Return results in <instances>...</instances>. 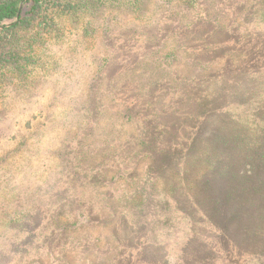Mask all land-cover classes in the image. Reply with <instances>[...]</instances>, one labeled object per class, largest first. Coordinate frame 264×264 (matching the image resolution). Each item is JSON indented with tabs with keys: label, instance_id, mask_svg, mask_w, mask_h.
Instances as JSON below:
<instances>
[{
	"label": "trees",
	"instance_id": "1",
	"mask_svg": "<svg viewBox=\"0 0 264 264\" xmlns=\"http://www.w3.org/2000/svg\"><path fill=\"white\" fill-rule=\"evenodd\" d=\"M113 1L121 0H0L2 92L11 89L17 94L22 85L33 82L35 68L44 59V41L71 42L76 36L74 40L82 37L86 45L100 43L105 29L99 32L92 20L88 22L87 15L105 11ZM204 24L212 22L203 20L201 25ZM204 28L208 30L202 38L191 42L192 36L187 35L188 41L179 40L162 59L171 67L166 75L171 77L169 81H178L183 74L176 63L187 64L189 59L194 66L189 63L193 68L188 80L200 77L213 86L212 93L205 85V90H199L201 94H191L201 110L188 106L171 109L174 99L189 96L190 92L165 80L158 82L159 78L151 83L163 96L165 109L157 111L150 86L144 92L138 90L128 74L131 52L127 48L104 54L106 57L99 52L85 56L82 50L70 55L71 61L87 59L85 63L91 65L88 79L92 78L95 85L89 86L86 96L67 99L68 112L74 106L76 114L70 112L63 119L54 96L49 100L53 108L50 113L43 112L44 106L48 107L45 102L37 117L28 118L27 126L16 128L14 139L26 127L31 135L43 130L36 140L32 137L31 147L26 148L28 139L23 134L13 148L27 149L26 157L31 152L26 168L32 165L33 157H38L37 170L47 175L43 173L37 181L21 176L16 190L0 191V212L9 211V216H0V241L5 238L0 260L6 259L5 264H164L157 257L168 239L158 236L157 226L165 217L153 210L156 204L152 192L139 196V204L134 205L132 185L140 175L136 171L139 166L148 180L158 176L160 183L169 188L172 212L190 230L181 250L183 262L178 264H233L232 256L248 252L264 256V251L248 246L253 245L243 235L248 226H242L244 216L248 215L250 225L260 220L255 216V195L249 188L264 168V147L258 160L241 157L240 148L250 146L252 139L246 140L240 130H227L233 125L251 126L227 113L236 105L250 103L256 94L249 96L250 92H246V99L236 96L237 89L246 86L245 81H264V33L227 32L223 38L217 29ZM121 32L127 40L129 37ZM182 42L192 45L188 52L183 50ZM188 55L193 56L187 58ZM56 59L59 62L60 56ZM122 69L124 78L116 87V72ZM242 74L244 81L240 80ZM100 84H107L106 88L115 86L110 99L91 96ZM24 87L29 89L28 85ZM27 97L0 96L2 119L8 118L14 103L17 107L28 101ZM255 100L251 127L264 131V99L257 96ZM108 118L112 122L105 123ZM120 147L124 149L122 153L110 158L112 151ZM118 180L119 191L113 189ZM136 185L143 188L140 183Z\"/></svg>",
	"mask_w": 264,
	"mask_h": 264
},
{
	"label": "rangeland",
	"instance_id": "2",
	"mask_svg": "<svg viewBox=\"0 0 264 264\" xmlns=\"http://www.w3.org/2000/svg\"><path fill=\"white\" fill-rule=\"evenodd\" d=\"M87 20L88 22L92 20L94 27L98 29L99 32H104L103 29H105V36L100 43L93 42L90 45H86V41L82 37L78 40H74L77 39L76 36L72 38L71 42L50 43L44 41V59L38 62L39 66L35 68V73L32 77L33 82L26 81L28 84L22 85L21 89L17 91V94L11 89L7 93L2 92L3 89L0 88V96H29L25 98V100L28 101L20 102L17 107L16 103H14V106L11 108L10 117L8 116L5 120L2 119L4 115L3 112H0V191L10 192L11 190H16V183L21 176H24L23 178L26 179L30 178L33 179V181H37L41 179L43 173L44 176L47 175L46 172L37 170L38 164L36 161L38 157H33L32 165L26 168V162L31 157V152H28V157H26L25 153L27 149L15 150L13 148L18 143L19 137L23 134L26 135L25 137L28 139L26 148L31 147L34 144L31 142L32 137H35L36 140L39 133L43 130L38 129L34 135H31L29 134L30 129H27L29 127H26L21 132L22 134H16V138L14 139L16 128L27 126L28 118L33 116L37 117L39 112H42L43 107L41 106L45 102L48 107L46 108V106H44L45 109H43V112L49 110L48 113H50L53 108L49 107L52 103V101L49 102V100L53 99L54 96H57L55 100L59 102L58 109L63 112V119L70 112L73 113L74 111L76 114L77 107L74 106L71 107L68 112L70 104L67 99L73 96H86L89 91V86L95 85V81L91 82L93 80L92 78L88 79L90 77L89 71H91V65L90 63H85L87 59L71 61V59H69L71 54L78 53L82 50L85 56L86 54L90 55L93 52H99L103 54V57H106L104 54H109L111 51H115L122 47L127 48V50L131 52V66L128 74H131V79L138 85V90L142 89V92H144L146 87L150 86L149 94L157 111L165 109L163 105V96L155 91L157 90V85L153 84L152 86L151 83L158 81L159 78L162 79L158 82L165 80V83L168 81L177 88L179 87L190 92L189 96H181L184 99H174L171 104V109L184 106L183 108H179L183 110L188 106V109L201 110V107L194 104L192 100L196 94H201L199 90H205V85H207V89L210 90V93L213 92V86H209L205 79L200 77L196 81L188 80L193 68L189 66V63H192L189 59L185 62L187 64H182L181 61L176 63L177 70L183 73L182 76L187 74V77L181 76L178 81H169L171 77L166 75L170 72L169 69H171V67H167L163 64L165 62L162 63V59L165 57L168 50L173 48L175 43L178 44L179 40L188 41L187 35L192 36L189 39L191 42H194L197 38H202L208 30L204 28V26L217 29V31L222 34L223 38L231 34L254 31L264 33V0H121L109 3L105 11L102 9L94 15L89 13L87 15ZM203 20H209L212 24L201 25L203 24ZM121 31L129 37L127 40L122 38L120 35L122 33ZM227 32H229L228 35L226 34ZM213 38L214 40L221 39L217 37ZM223 38L221 40H223ZM181 44L185 47V49L182 48L183 50L188 52V50L191 49L192 45L185 42ZM176 52L179 53V51ZM57 55L60 56L59 62L56 59ZM192 56L193 55H188L187 58H192ZM40 57H42V54ZM178 57L181 58V55H178ZM69 60L72 63H70ZM95 62L96 59L91 63L94 64ZM119 71L116 72V87L122 84L121 78L123 75L121 73L125 70L122 69V71ZM234 77H236V75H234ZM243 79L244 74L240 75V80L244 81ZM250 84L254 85L251 87ZM27 85L29 89L24 87ZM244 85L246 86L243 90L240 88L237 89L239 92L236 96H244L246 99V92H250L249 96H251L252 92L256 94L252 95L254 97L251 98L249 101L250 103L247 102L248 104L246 103L245 106L236 105L232 110L228 111L227 115L232 114L236 120L238 117L242 118L248 121L249 125L253 126L252 114L255 112V102L257 101L255 98L261 96L262 99H264V95L261 94L264 92V81L257 80L255 83L245 81ZM33 86L35 87L33 88ZM115 86L106 88L107 84L106 86H101L100 84L97 92L90 94L91 96H106V99H110V93ZM15 88L17 90L16 86ZM233 91L235 92V88ZM175 93L174 96H176ZM193 93H195V96H191ZM58 96L62 97L60 98ZM167 97L171 98L173 96ZM245 99L240 100L242 103H245ZM232 101L235 102L236 100ZM261 112L262 117H264V110L261 109ZM39 120L43 121V119ZM112 120L113 119L110 120L108 118L105 120V123L112 122ZM35 122L36 119H34V123ZM251 126L242 128L241 125H233L228 127L227 130H240L243 136H246V140L252 139V144L250 146L240 148V150L243 151L241 157L252 156L255 160H258V155H262L260 152L264 147V131L260 129L256 130V128ZM209 131L210 129L208 132ZM46 132L48 133V131ZM43 134L45 135V132ZM35 143L38 144L39 141ZM123 150L124 149H121V147L113 150L111 153L112 157L110 158H116ZM254 150H257L258 154H255L256 151ZM237 153L240 155L238 151ZM140 167L141 166L136 169V171H140V175L135 177L136 181L132 185V192L135 193L136 196V198H134V205L139 204V196L144 195L146 191H150L152 192V199H155L156 204V206H152L153 210L156 211V213L158 212L160 216L165 217V221L161 220L159 222L157 230L159 231L158 236H160V238H166L168 240L166 241L167 245L164 246L163 251L161 250L157 258L164 264L182 263L183 258L181 256V250L183 249L184 240H186V236L189 235L190 230L186 227L185 222L179 220L177 215L172 212L173 204L168 198V196L171 195L169 188L165 184L160 183L158 176L155 174H153L156 176L155 179L148 180L146 175L145 177L142 175V167ZM152 170L153 168L150 169V174H152ZM113 172L115 175L118 174L117 170ZM16 177L18 178L16 179ZM105 177L106 175L102 177L100 185L104 182ZM155 180L157 181L156 186L149 189ZM115 182L118 183L113 189L119 191V187L121 188V180ZM139 183L143 185V188L136 185H139ZM252 185L253 187H250V191L247 190V192H253L255 195L253 201L256 204L257 214L255 216L260 220L250 225V223L248 224V215L244 216L242 226L243 229L245 226H248V229L243 232V235L247 236V240L250 244H253L248 246L258 251H264V168L259 170V174L252 182ZM121 190H123V188ZM174 191H177V188L174 189ZM243 192L245 193L246 189L243 190ZM233 212L235 211L233 210ZM0 216L2 218L9 216V211H5L4 213L0 212ZM256 224H258V226H256ZM250 226H256V228ZM168 231H170V233H167ZM1 239L0 247H3L5 238L2 237ZM232 257L235 258L233 264H264V256L261 258L258 257V255H254V253L248 252ZM0 261L2 264L7 262L6 259H1Z\"/></svg>",
	"mask_w": 264,
	"mask_h": 264
}]
</instances>
